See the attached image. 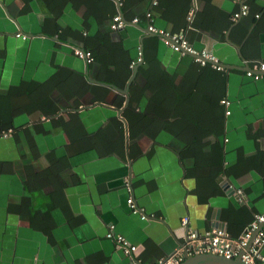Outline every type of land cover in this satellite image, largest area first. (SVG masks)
Segmentation results:
<instances>
[{"label":"crops","instance_id":"0c3cea01","mask_svg":"<svg viewBox=\"0 0 264 264\" xmlns=\"http://www.w3.org/2000/svg\"><path fill=\"white\" fill-rule=\"evenodd\" d=\"M126 1L223 69L155 39L147 20L113 29L90 16L86 28L84 6L0 0V264H133L106 236L111 224L155 264L184 244L186 216L199 233L238 237L264 212V79L246 75L264 61V0ZM85 35L110 55L79 57ZM140 50L124 80L116 68Z\"/></svg>","mask_w":264,"mask_h":264},{"label":"built area","instance_id":"2783aa9c","mask_svg":"<svg viewBox=\"0 0 264 264\" xmlns=\"http://www.w3.org/2000/svg\"><path fill=\"white\" fill-rule=\"evenodd\" d=\"M249 12L250 5L244 2L240 9L233 13L232 19L237 21ZM261 15V12L255 13L256 18H259ZM147 16L148 21H150L147 25L148 30L158 34L164 43L170 46L174 51L182 54H191L197 61L203 64L209 62L214 67L223 69L218 58L211 51L194 47L183 34L169 33L163 29H159L152 23V14L148 12ZM129 22L138 23L139 17H134ZM127 24L128 22L125 21L120 14H117L113 17L111 27L113 29H120L124 28ZM17 35L23 36V38L27 37V35H23L22 33H17ZM75 53L79 57L85 59L87 63H92L94 61L93 53L90 50L77 48ZM142 60L143 51L140 50L137 58L132 61V66L142 62ZM246 75L255 80L264 79V61L255 62L252 67L247 69ZM222 103L228 105L229 101L224 98L222 99ZM226 113L229 114L230 111L227 110ZM127 202L132 213L139 214L142 219H147V213L143 207L138 205L134 197L130 196ZM182 225L187 228L184 244L178 247L171 255L160 259L155 264H180L186 256L198 253H215L234 258L240 255L242 251L241 257L245 264H264V212L255 214L253 219L246 225L245 229L238 237L232 236L227 229L220 227H215L203 233H199L190 226V219L187 216L182 218ZM106 236L113 239L125 254L131 255L134 258L132 259L133 264H142L134 257L139 246L133 244L123 234L117 233L114 224L109 226Z\"/></svg>","mask_w":264,"mask_h":264},{"label":"trees","instance_id":"16d2710c","mask_svg":"<svg viewBox=\"0 0 264 264\" xmlns=\"http://www.w3.org/2000/svg\"><path fill=\"white\" fill-rule=\"evenodd\" d=\"M46 6L48 7L49 10L53 9V8H64L68 3H71L77 10L80 9L81 6L85 7V10L83 12V18H84V22H85V26L86 28H88V18L90 16L95 17L99 22L101 21H106V20H113V17L117 14H120L119 11L117 10L116 4L114 0H44ZM126 0H120L121 3V8L122 11L126 17V19L128 21H131L134 17H139L137 15H135L134 13H131L126 6ZM98 13V14H97ZM144 20L148 21V16L147 14H145V16L143 17H139V21L142 22ZM253 21H257V18L254 16ZM146 21V22H147ZM104 34V38L99 41L103 46H112L114 47L113 42H111V40H106V39H110L109 38V33ZM159 35H155V39L159 38ZM83 41H84V47L86 50H90L93 53V56L96 57V59L100 60V59H105L107 58L110 54L106 53V56H100L99 52L96 51L92 46H91V38H89V35H85L83 36ZM116 53V52H115ZM131 63L132 60H128L127 62H124L122 64V66H120L119 68H116V74L119 76H122L124 78V80L128 79V77L131 75L132 72V67H131ZM107 66V65H106ZM103 70V69H102ZM116 76V75H114ZM105 80L111 81V82H116L115 78L113 77H109V78H105ZM104 81V80H103ZM97 88H99V86H96ZM107 90L104 91V93H106ZM96 99H101L104 101V95H100L98 94V92L96 93ZM221 99V96L219 95L218 100ZM133 104V102H132ZM132 104L128 107L127 111H126V116H128V118L130 117L131 119V113L133 110ZM222 105V104H221ZM220 106V105H219ZM142 113H138L137 116H142ZM145 116H142L140 119H145ZM222 124V114L221 112L218 110L217 112V125H218V131L220 130Z\"/></svg>","mask_w":264,"mask_h":264},{"label":"water","instance_id":"95a60500","mask_svg":"<svg viewBox=\"0 0 264 264\" xmlns=\"http://www.w3.org/2000/svg\"><path fill=\"white\" fill-rule=\"evenodd\" d=\"M116 2H117V5L121 11L120 15L122 16V18L125 21L130 23L124 17L120 1L116 0ZM149 33L152 35L156 34V33L151 32V31ZM134 69L136 70L137 66H135ZM90 80L93 82H98V81L91 79V78H90ZM101 83H104V84L110 85L111 87L117 88L115 85L108 83V82L103 81ZM117 89H119V88H117ZM125 92L127 93V90H125ZM242 253H243V251H242ZM241 254L233 258V257H227V256L220 255V254H215V253H198V254H194L191 256H186V258L180 264H245V262L242 260Z\"/></svg>","mask_w":264,"mask_h":264}]
</instances>
